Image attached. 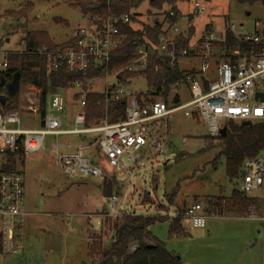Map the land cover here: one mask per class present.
<instances>
[{"label": "rangeland", "instance_id": "1", "mask_svg": "<svg viewBox=\"0 0 264 264\" xmlns=\"http://www.w3.org/2000/svg\"><path fill=\"white\" fill-rule=\"evenodd\" d=\"M76 2L0 0V51L14 46L21 48L20 41L29 31L45 32L53 43L61 44L83 21L79 7L75 6ZM194 2L176 5L179 13L176 23L179 28L194 29L192 47L206 26H211L214 34H217L226 26L234 25V33L239 34L251 32L254 23L264 19V9L259 3L249 6L241 5L236 0H198L196 2L204 11L195 13ZM27 3L32 5V10L26 19L10 16L11 12L22 9ZM170 9L166 4L151 8L149 0H140L130 14L136 17L135 27H140L155 19L162 21ZM55 19L62 22L55 23ZM7 40L8 43H4L2 48V42ZM180 66L182 69L199 67L200 61L183 60ZM113 82V77L109 78V83ZM104 84L99 79L92 83L90 90L101 92ZM124 86L134 94L147 90L143 77L129 79ZM76 91L73 88L62 93L67 101L64 114L71 128L76 112L72 95ZM172 92L183 102L189 99V92L183 87ZM39 103L40 90L22 85L14 110L22 115V127L38 126V116L30 114L27 108ZM169 125V141L163 155L153 154L144 167L134 170L130 175L106 178L112 182L113 193L118 192L123 212L134 217L167 219L150 225L148 230L180 259L181 264H264L263 225L257 221L207 215L205 227L194 228L188 219L182 218L181 225L187 235L169 237L168 219L175 218L177 213L182 214L187 206L198 202L206 207L208 199H228L232 190H241L240 179L234 178L231 182L227 179L223 157L220 156L217 164L213 165V159L220 152L219 141L208 137L202 122L183 114H173ZM98 136H63L59 137L58 142L62 144L70 141L74 145L88 146ZM183 138L187 140L185 144ZM54 141L53 136H46L39 152L16 160V170L23 178L21 209L26 213L25 247L24 252L15 257L0 253V264H97L88 256L89 237H94L97 242L102 239L104 248L111 243L109 233L96 231V217L104 219L105 229L108 226L106 222L110 221L104 216L105 212H110V207L108 197L102 194L103 180L62 176L53 168L50 148ZM90 147L91 150L95 148L94 145ZM5 160L0 155V163ZM123 163L127 168L132 167L126 160ZM262 196L263 193H260L256 197ZM88 214L93 217L88 219ZM121 220L122 217L117 219L119 222ZM254 226L260 227L261 233L252 236ZM102 250L101 247L99 252Z\"/></svg>", "mask_w": 264, "mask_h": 264}, {"label": "built area", "instance_id": "2", "mask_svg": "<svg viewBox=\"0 0 264 264\" xmlns=\"http://www.w3.org/2000/svg\"><path fill=\"white\" fill-rule=\"evenodd\" d=\"M96 2L97 0H91ZM107 7L109 0H106ZM195 13L204 8L194 2ZM83 21L71 32L68 40L53 50H36V55L44 60L47 76L64 68L71 73L80 74L83 80L75 81L73 88L90 90L93 82L104 81L105 110L103 118L96 124L86 126L85 104L76 105L72 119L73 127H68L65 116L66 98L62 93L50 94L47 98L46 114L42 125L36 128L22 127L20 113L12 111L0 113V155L13 153L19 149V140L23 156L39 152L46 136H53L50 153L53 168L65 177L102 179L116 175H130L134 170L144 167L154 155H163L169 141V120L173 114H183L202 122L209 137H217L228 123L249 122L264 127V19L256 21L251 32L234 33V25H228L223 31L214 34L203 31L195 40L194 47L176 48L175 39L181 29L175 22L165 29L152 50H136V59L119 70L111 72L108 68L111 56L124 44L126 36L120 33L119 26L130 23V14L116 16L108 9L104 14H82ZM174 17L173 12L169 13ZM238 40V45L229 47L226 33ZM20 50L0 51V69L7 67V57L11 53L26 52L24 42ZM192 51V52H191ZM149 58L161 59L168 67L179 66L187 74L169 87L166 99L156 96L149 102L140 103L137 94L125 88L121 75H141L147 70ZM200 61L199 67L181 68L183 60ZM101 66L102 77L88 78L94 66ZM155 71H157L155 69ZM193 71L192 73H188ZM113 77L114 82L109 83ZM181 87L189 92L188 101H181L173 93ZM261 93L263 100L256 98ZM175 99L177 100L174 103ZM125 102L124 119L110 122L109 106L112 103ZM249 101L251 103L249 104ZM38 116L39 105L27 108ZM98 134L86 145H74L70 141L59 144V137ZM183 144L187 142L183 138ZM95 146L91 150L90 146ZM131 164L127 168L123 161ZM241 192L248 198L263 193L260 205H251L240 212L237 218L257 221L264 226V147L257 157L245 159L240 174ZM249 194V196H247ZM23 201V178L17 173H0V241L1 254L15 257L24 252V224L26 213L21 209ZM110 212H105L106 220L112 223L121 218L123 205L120 197L113 194L108 198ZM207 215L203 205L194 202L176 217L188 219L194 228H204ZM91 214L87 215L90 219ZM218 217V216H215ZM98 219L96 231L110 234L112 228L104 227V219ZM104 236V235H103ZM135 245L130 247L135 249Z\"/></svg>", "mask_w": 264, "mask_h": 264}, {"label": "trees", "instance_id": "3", "mask_svg": "<svg viewBox=\"0 0 264 264\" xmlns=\"http://www.w3.org/2000/svg\"><path fill=\"white\" fill-rule=\"evenodd\" d=\"M140 0H109L107 7L106 0H77L76 5L82 14H104L109 9L116 16L130 14L131 9L137 6ZM192 0H149L151 8H159L166 4L171 9L164 14L162 21L153 20L150 24H137L136 17L130 14V23L119 26L120 33L126 36V40L115 53L111 56L109 62V70L118 72L131 64L136 59V50L142 48L146 51L153 49L158 43L161 33L169 26L174 24L178 19V11L176 5L186 3ZM198 1V0H193ZM241 5L252 6L256 3L262 5L264 9V0H236ZM32 10V5L27 3L22 9L13 11L10 16L17 19H26ZM173 12L174 17H170L169 13ZM62 22L55 19V23ZM211 26H206L203 31H211ZM194 35L193 27H187L182 30L180 35L175 39L176 48H189L191 46V38ZM227 44L229 47L238 45V40L233 38L229 32L226 33ZM20 42L26 45V52L22 54L11 53L7 57V67L0 69V97L4 96L3 105L0 100V113L12 112L17 108V100L19 89L22 85H29L40 90V103L38 111V127L42 125V120L46 114L47 98L53 93H65L73 89L75 81L83 80L80 74L71 73L64 68H60L56 72L47 76L44 70V60L36 55L39 48L48 51L53 50V45L48 35L44 32H26ZM90 70L88 78L102 77V67L94 66ZM155 69L157 71H155ZM190 71L188 73H192ZM187 74L179 66L170 68L161 59L149 58L147 61V70L141 75H121L122 82L136 77H143L147 90L137 93L140 103L149 102L156 96L164 99L169 94V87L176 81L184 79ZM19 76V88L14 95H9L6 85L11 84L14 78ZM73 106L80 102L85 104L86 126L96 124L103 118L105 110L104 95L102 92L91 91L83 87L72 95ZM125 102L112 103L109 106L110 122L115 123L124 119ZM224 135H219V155L213 159V165L218 162L221 156L224 158L225 175L231 182L234 178L240 179L242 164L245 159L257 157L264 147V127L261 124H252L250 126H241V124L228 123L226 125ZM19 140V149L13 153L2 155L6 160L0 163V173L10 174L17 173L16 160L23 158V149ZM17 158V159H15ZM104 197H111L113 194L112 182L103 180L101 185ZM168 202L171 203V200ZM260 205L258 198H248L241 191L232 190L230 197L208 199L205 210L209 215L218 217H234L239 215L241 211L247 209L251 205ZM167 219L157 217H134L124 214L122 220L115 222H106L107 228H112L113 236L109 247L104 248L102 239L98 242L94 237H89L88 256L97 264H181L180 259L172 252L168 251L165 244L157 240L148 230V227L156 222H164ZM169 237H180L184 235L180 217L168 219ZM98 239V238H97ZM135 245V249L130 247ZM101 247L103 248L100 253ZM1 253V241H0Z\"/></svg>", "mask_w": 264, "mask_h": 264}, {"label": "water", "instance_id": "4", "mask_svg": "<svg viewBox=\"0 0 264 264\" xmlns=\"http://www.w3.org/2000/svg\"><path fill=\"white\" fill-rule=\"evenodd\" d=\"M18 88H19V76H16L14 78V81L11 83V85H9L7 92L9 95H14V93L18 90ZM256 98H260V100H263V95L261 93H257ZM0 100H1V105H3L4 96H1ZM176 102H177V100L175 99L174 103H176ZM250 125L251 124L249 122H242L241 123V126H250ZM225 132H226V128L224 127L221 130L220 134L224 135Z\"/></svg>", "mask_w": 264, "mask_h": 264}, {"label": "crops", "instance_id": "5", "mask_svg": "<svg viewBox=\"0 0 264 264\" xmlns=\"http://www.w3.org/2000/svg\"><path fill=\"white\" fill-rule=\"evenodd\" d=\"M30 32H32V31H30ZM45 33V32H44ZM69 38V37H68ZM68 38L64 41V42H62L61 44H63V43H65L67 40H68ZM51 39V38H50ZM8 43V40L7 41H5V42H2V48L4 47V43ZM51 42H52V40H51ZM21 43V42H20ZM53 43V42H52ZM20 45V44H19ZM53 45H60V44H55V43H53ZM4 50H9V51H18V50H20V48H18V47H16V46H14L13 48H8V49H6V48H3ZM9 85H11V84H8V85H6V90H8V87H9ZM20 89H21V87H20ZM31 114V113H30ZM24 115V114H23ZM26 115V114H25ZM33 115V114H32ZM22 115H20V117H21ZM21 121H22V117H21ZM34 123H35V121H33ZM69 122V121H68ZM22 123H23V121H22ZM34 128H36V127H34ZM28 129V128H27ZM222 219H225V218H227V219H236V220H238L239 218H237V217H221ZM262 226V225H261ZM184 230V229H183ZM262 232H263V236H264V227L262 226ZM261 233V231H260V227H258V226H254V229H253V233H252V236H254L255 234H260ZM187 234H186V232L184 231V237L186 236ZM183 236H180V237H183ZM252 239H254V238H252ZM171 252V251H170ZM173 253V252H172Z\"/></svg>", "mask_w": 264, "mask_h": 264}]
</instances>
